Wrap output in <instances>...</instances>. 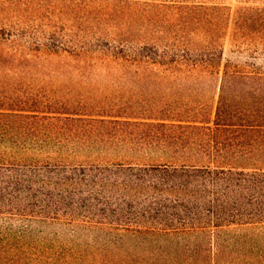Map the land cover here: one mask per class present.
I'll list each match as a JSON object with an SVG mask.
<instances>
[{
  "label": "trees",
  "instance_id": "16d2710c",
  "mask_svg": "<svg viewBox=\"0 0 264 264\" xmlns=\"http://www.w3.org/2000/svg\"><path fill=\"white\" fill-rule=\"evenodd\" d=\"M0 264H264V0H0Z\"/></svg>",
  "mask_w": 264,
  "mask_h": 264
},
{
  "label": "rangeland",
  "instance_id": "374dc122",
  "mask_svg": "<svg viewBox=\"0 0 264 264\" xmlns=\"http://www.w3.org/2000/svg\"><path fill=\"white\" fill-rule=\"evenodd\" d=\"M217 1L220 3L226 4V5H230L232 8H234L238 3V0H217ZM228 50H229V48L227 46L225 49V55H227ZM238 231L242 232V231H246V230L245 229H239Z\"/></svg>",
  "mask_w": 264,
  "mask_h": 264
}]
</instances>
